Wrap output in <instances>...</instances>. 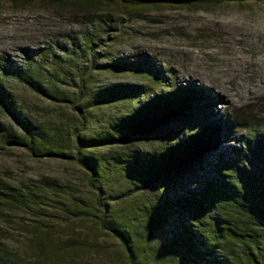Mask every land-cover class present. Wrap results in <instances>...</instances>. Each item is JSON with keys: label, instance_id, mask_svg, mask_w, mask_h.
<instances>
[{"label": "trees", "instance_id": "1", "mask_svg": "<svg viewBox=\"0 0 264 264\" xmlns=\"http://www.w3.org/2000/svg\"><path fill=\"white\" fill-rule=\"evenodd\" d=\"M28 1L44 3L59 11L70 7L79 11L104 8L92 20L103 33L108 32L109 23L115 20L114 12L121 17L131 16L145 8L173 2L264 3V0ZM95 38L99 37L89 32L82 36L86 53ZM26 55L27 65L10 60L0 62V116L7 114L21 128L17 130L0 119V150L17 147L36 155L76 158L87 169L94 207L87 205L74 214L94 217L101 230L119 241L129 264H264V130L251 128L237 136L235 132L242 123L216 111L218 101L207 88L195 83L169 84L163 68L142 55L120 58L109 54L111 60L100 64L93 59L92 65L100 72L143 75L155 85H165V89L153 92L150 84L139 82H111L94 88L93 77L81 71L74 98L52 93L30 71L38 60L53 64L66 75L67 67L51 59L46 49L39 50L38 55L27 50ZM6 78L59 102L73 103L83 123L92 124L95 109L103 105L120 102L124 108L119 115L107 118L102 129L89 137H77L73 156L53 149L45 130L20 109L6 86ZM142 136L162 137L165 141L151 149L126 145ZM106 147L110 153L90 151ZM114 181L122 183V187H114ZM159 183L171 192L142 205L135 219L110 208L113 200L137 196ZM29 195L37 197L1 185L0 215L14 208L40 212L41 201ZM36 204L38 207H34ZM5 240L6 235L0 232V264H73L64 261L66 248L58 241L39 239L36 253L27 259L12 251ZM86 247L79 249L91 251V245Z\"/></svg>", "mask_w": 264, "mask_h": 264}, {"label": "rangeland", "instance_id": "2", "mask_svg": "<svg viewBox=\"0 0 264 264\" xmlns=\"http://www.w3.org/2000/svg\"><path fill=\"white\" fill-rule=\"evenodd\" d=\"M103 10L96 7L79 11L70 7L59 11L28 0H0V62L26 64L27 50L36 55L39 50H48L50 58L59 60L69 73L40 60L28 64L30 71L52 93L71 98L76 96L81 71L93 77L94 88L111 82H139L150 84L153 92L165 89V85H155L143 75L100 72L92 65L93 59L100 64L111 60L109 54L120 58L142 55L163 68L169 84L195 83L207 88L218 101L215 110L242 123L235 132L237 136L251 128L264 130V3L173 2L145 8L131 16L121 17L114 12L115 20L109 23L106 33L92 21ZM85 32L99 37L93 39L88 53L83 50L87 48L82 39ZM5 83L20 109L45 130L53 149L73 156L77 137H89L102 129L107 118L119 115L124 108L120 102L103 105L95 109L92 124L83 123L73 103L36 93L13 78H6ZM0 119L21 129L7 114ZM162 141V137L142 136L126 145L151 149ZM90 151L111 152L107 147ZM114 182V187H122V183ZM1 185L37 195L29 196L41 201L40 212L14 208L0 215V232L15 253L29 259L36 253L39 239L55 240L66 248L64 261L73 264H129L119 241L101 230L94 217L74 214L87 205L94 207L87 169L76 158L36 155L26 148L1 149ZM166 189L162 183L155 184L137 196L113 200L110 208L135 219L142 205L171 192ZM91 212H95L94 208ZM88 245L89 252L79 249Z\"/></svg>", "mask_w": 264, "mask_h": 264}]
</instances>
